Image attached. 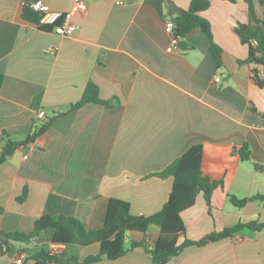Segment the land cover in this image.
I'll use <instances>...</instances> for the list:
<instances>
[{
    "label": "crops",
    "instance_id": "0c3cea01",
    "mask_svg": "<svg viewBox=\"0 0 264 264\" xmlns=\"http://www.w3.org/2000/svg\"><path fill=\"white\" fill-rule=\"evenodd\" d=\"M44 1L68 12L77 0ZM84 1L87 9L72 16L77 30L64 36L25 20L23 0H0V155L8 137L20 141L33 131L37 107L51 116L66 112L89 81L102 99L116 101L110 107L89 102L57 116L45 134L0 164V264H17L20 255L21 264H37L38 253L56 246V264H154L142 246L114 260L84 263L100 253L99 242L54 244L51 231L7 251L1 239L3 233L32 232L44 214L74 216L88 230L101 229L112 197L130 202L133 215L151 216L163 208L174 182L153 174L198 143L206 146L204 171L219 185L210 205L200 191L181 213L185 237L264 224V86L255 79L264 80V65H239L249 48L236 32L249 21L248 4L211 0L200 12L209 33L195 28L169 52L166 22L192 0ZM254 1L264 19V4ZM210 36L222 48L221 65ZM54 46L59 49L51 51ZM245 144L250 160L230 152ZM216 148L224 154L216 155ZM232 197L247 201L240 207ZM160 233L157 224L146 232L130 230L127 246L143 240L153 246ZM166 264H264V229L245 226L204 246H188Z\"/></svg>",
    "mask_w": 264,
    "mask_h": 264
},
{
    "label": "trees",
    "instance_id": "16d2710c",
    "mask_svg": "<svg viewBox=\"0 0 264 264\" xmlns=\"http://www.w3.org/2000/svg\"><path fill=\"white\" fill-rule=\"evenodd\" d=\"M33 0H23L22 17L32 23L37 24L41 29L48 30L50 26L40 24V15L28 4ZM235 1V0H231ZM249 7V21L239 23L236 32L240 36L242 43L248 45L249 55L246 59L239 60V65L243 64H263L264 65V19H262L255 6L254 0H244ZM264 4V0H260ZM211 0H192L190 8L174 19L176 31L186 37L195 28L202 27L207 33L208 24L200 16L209 8ZM211 40V52L215 56L219 65L221 62L222 48ZM259 86H264V80L255 75ZM4 82V75L0 73V89ZM38 102V101H36ZM89 102L103 104L107 107L113 106L116 101L104 100L100 97L99 86L89 81L82 97L71 104L66 112L46 115L39 118L36 114L33 131L23 140L14 141L8 137L3 152L0 155V164L3 163L20 145L34 142L38 137L45 134L57 116L77 110ZM37 110L39 108L37 107ZM255 113L257 109H253ZM206 146L202 143L194 144L185 153L176 158L163 171L153 175L165 178H174L173 188L170 196L163 208L151 216H136L131 213L130 202L112 197L109 199L105 224L101 229L88 230L84 223L77 217L65 215L44 214L40 216L30 233L14 232L3 233L1 246L3 251L16 242H33L43 231H51V241L54 244H78L86 246L94 242L100 243V253L95 256L87 257L84 263L100 261L103 256L114 260L125 255L129 250L142 246L151 255L154 264H166L173 256L179 255L188 246H204L210 242L217 241L224 237L233 235L247 226L252 230L264 229V224L252 221L246 224L240 223L236 227L226 229L221 232H212L199 240H190L185 237V223L181 213L192 207L197 198V194L203 191L207 203L210 205L211 196L219 182L212 180L204 171V154ZM224 148H216L214 153L222 155ZM231 153H238L242 160H250V151L245 144L243 147L231 149ZM26 191L19 200H24ZM264 199V196L261 197ZM237 206H243L247 199H237L232 197ZM157 224L161 228L157 242L151 246L146 240L131 241L127 246L126 234L130 230L146 232L149 225ZM37 264H50L57 262V256L50 251H41L35 256Z\"/></svg>",
    "mask_w": 264,
    "mask_h": 264
},
{
    "label": "built area",
    "instance_id": "2783aa9c",
    "mask_svg": "<svg viewBox=\"0 0 264 264\" xmlns=\"http://www.w3.org/2000/svg\"><path fill=\"white\" fill-rule=\"evenodd\" d=\"M123 1L124 0H116L117 3H122ZM28 4L34 11H37L39 13L41 25H48L52 27L57 34L64 36L73 34L78 28V26L72 21V16L87 9V5L84 0H77L73 9L68 12L53 10L44 0H33ZM166 30L167 32L172 34L171 44L168 47V51L174 52L181 47L184 37L176 31V24L172 19L166 22ZM58 49L59 46H54L51 48V51H56ZM213 81L214 84L218 85L221 82V77L219 75H216ZM46 115L47 114L44 109H39L37 111V116L39 118L45 117ZM50 252L52 255H58L61 253V248L59 246H56L55 248H52ZM16 263H23L22 255H20L16 259Z\"/></svg>",
    "mask_w": 264,
    "mask_h": 264
},
{
    "label": "rangeland",
    "instance_id": "374dc122",
    "mask_svg": "<svg viewBox=\"0 0 264 264\" xmlns=\"http://www.w3.org/2000/svg\"><path fill=\"white\" fill-rule=\"evenodd\" d=\"M263 13H264V10H263Z\"/></svg>",
    "mask_w": 264,
    "mask_h": 264
}]
</instances>
